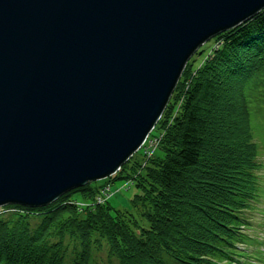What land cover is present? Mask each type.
I'll return each mask as SVG.
<instances>
[{
  "label": "water",
  "instance_id": "water-1",
  "mask_svg": "<svg viewBox=\"0 0 264 264\" xmlns=\"http://www.w3.org/2000/svg\"><path fill=\"white\" fill-rule=\"evenodd\" d=\"M264 0H0V207L42 208L142 146L192 55Z\"/></svg>",
  "mask_w": 264,
  "mask_h": 264
},
{
  "label": "trees",
  "instance_id": "trees-1",
  "mask_svg": "<svg viewBox=\"0 0 264 264\" xmlns=\"http://www.w3.org/2000/svg\"><path fill=\"white\" fill-rule=\"evenodd\" d=\"M219 37L220 47L183 89L175 112L171 98L191 58L186 63L147 137L157 128L162 133L146 164L132 161V155L108 177L116 180L127 165L138 171L129 179L143 189L132 201L143 200L144 224L113 207L109 198L84 208L71 204L70 193L86 191L88 199L97 193L90 185L95 182L46 207L8 205L4 209L12 211L0 213V264H95L92 246L101 241L117 264L264 260L262 247L247 249L259 242L244 232L252 228L247 212L262 196L252 121L264 103V9L214 38ZM32 218L39 219L34 227Z\"/></svg>",
  "mask_w": 264,
  "mask_h": 264
},
{
  "label": "rangeland",
  "instance_id": "rangeland-1",
  "mask_svg": "<svg viewBox=\"0 0 264 264\" xmlns=\"http://www.w3.org/2000/svg\"><path fill=\"white\" fill-rule=\"evenodd\" d=\"M222 43L221 38H212L208 41H206L199 49V52H195V54L192 55L191 59L188 62V65L186 66L184 76H183V82L180 85L177 93L175 96L171 98L172 104L171 109L174 107V111L177 112L178 107L180 105V102L182 100V94L183 89L190 83L191 78L194 76V74L197 72L198 68L202 66V64L206 61V59L220 47ZM260 109L256 111L252 125H253V132L255 134V140L259 145V156H258V162L261 164V168L257 171L259 178V184L261 189V198L259 200L258 204L254 205V209L247 212V217L252 225L251 229L244 230L246 234H248L251 237H255L256 240L259 243H255L254 246H251L250 248H247L248 250L252 249H261V257L264 258V103L262 102L260 105ZM170 110V109H169ZM153 133L154 136H151L147 140H156L157 143L162 137V133L160 132V129L157 128ZM174 136H172V140L174 142ZM149 144V142L146 144V146ZM157 145L152 144L151 147H148L147 149L151 152L156 148ZM145 148L138 149L139 151H136L133 155L132 161L136 160L137 162L141 163V166H144L147 153H145ZM145 154V156L143 155ZM150 154V155H151ZM131 164V163H130ZM129 164V165H130ZM127 169L125 172H120L117 174L118 178L110 180L108 177L104 178L102 180L96 181L95 183H92V187L96 189L98 187L97 193L92 195L94 196V200L90 201L88 199V195L85 191V194L83 193H70L68 199H70L71 204L76 205L77 207L84 208L88 205L94 202L96 203H103L105 199L109 198L110 204L121 210L122 212H129L132 214L135 219L139 221V224H144V219L141 217V212L143 210L142 207V201L143 200H136V204H133L134 195L140 194L143 189L137 185L135 186L136 181H132L129 179V177H132L137 174V170L135 169ZM121 176V178H119ZM144 176V174H143ZM146 178V176H144ZM143 178V179H144ZM139 180V179H138ZM89 185V186H90ZM154 185V184H153ZM88 188V187H86ZM93 189V190H94ZM8 209H4V207H0V213H3V211H6ZM260 210V211H259ZM8 211H12L11 209ZM38 218H32L31 219V226L34 227L38 223ZM65 242H68V239H65ZM92 257L93 262L95 264H117V260L114 257L108 256V246L104 241H101L99 246L93 245L92 246ZM246 264H257V262H254L253 257L249 260ZM259 264H264V260H261Z\"/></svg>",
  "mask_w": 264,
  "mask_h": 264
},
{
  "label": "built area",
  "instance_id": "built-area-1",
  "mask_svg": "<svg viewBox=\"0 0 264 264\" xmlns=\"http://www.w3.org/2000/svg\"><path fill=\"white\" fill-rule=\"evenodd\" d=\"M149 142V144L146 146V144ZM152 144H153V146L154 145H157V141L156 140H145L144 142H143V144H142V146L140 147V148H145L144 150V152L145 153H147L146 155L147 156H150V154H151V152L147 149L148 147H151L152 146Z\"/></svg>",
  "mask_w": 264,
  "mask_h": 264
}]
</instances>
